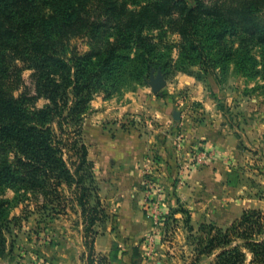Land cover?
Returning <instances> with one entry per match:
<instances>
[{
    "label": "trees",
    "instance_id": "1",
    "mask_svg": "<svg viewBox=\"0 0 264 264\" xmlns=\"http://www.w3.org/2000/svg\"><path fill=\"white\" fill-rule=\"evenodd\" d=\"M169 32L180 36V69L190 74L199 66L216 81V70L226 72L231 63L246 75L258 64L264 69V0H0V257L13 203L33 193L43 197V208L66 206L68 188L85 227L84 264H128L118 241L109 254L89 241L108 213L83 124L96 95L145 83L153 68L170 71L160 47ZM76 37H88L86 52L71 45ZM253 46L261 48V60ZM27 68L35 93L26 88L16 95ZM40 98L48 102L37 107ZM8 188L14 199L2 198ZM180 211L196 264L205 258L244 264L248 252L250 264H264L262 209H245L226 228L200 223L196 233L189 210ZM142 262L135 246L131 264Z\"/></svg>",
    "mask_w": 264,
    "mask_h": 264
},
{
    "label": "rangeland",
    "instance_id": "2",
    "mask_svg": "<svg viewBox=\"0 0 264 264\" xmlns=\"http://www.w3.org/2000/svg\"><path fill=\"white\" fill-rule=\"evenodd\" d=\"M130 6L136 4L131 1ZM88 40V37H76L71 45L84 53L89 49ZM179 42L180 36L169 32L160 44L161 49L168 53L165 58L172 64L168 73L152 69L156 75L161 72L165 76L167 85L163 89L158 93L153 91L151 72L145 83L126 87L108 98L104 93L96 95L91 103L92 111L84 119V140L89 147V157L95 164L98 194L108 213L107 218L93 227L89 241L95 240V249L100 254H109L113 241H118L122 251L126 252L124 259L128 264L132 262L135 246L141 251L142 264H196L194 240L185 223V215L180 211L186 207L180 202L176 189L150 172H144L141 182L135 181L134 177L130 179L127 174L121 176L119 165L113 162L116 157L110 154L111 147L104 153L100 152L99 139L103 135L111 139L142 130L150 134L163 126L162 134L157 135L167 137L170 134L172 143L180 152V160L176 159L177 165H173L179 169V175L169 178L171 184L180 188L188 184V175L204 168L216 157L229 160L226 165L230 170L218 180L216 188L220 195L215 202L222 210V221L209 220L212 215L197 214L191 219L193 233L197 232L204 218L208 220L204 223L226 228L247 208L264 211L263 66H254L251 69L254 73L246 75L231 63L226 72L220 68L216 70V81L208 80L199 66L190 68L194 74L180 69ZM260 51L258 46L251 49L258 60H261ZM32 72L28 68L22 72V82L15 90L16 95L26 88L35 93ZM136 98L145 99L162 115L155 112V115L150 113L139 118L128 109L124 112L122 107ZM47 102L46 98H40L35 106L42 107ZM207 110L212 118H222L236 136L234 151L227 156L215 155L203 140L187 141L188 126L197 127L203 123ZM175 111L180 112V119L174 118ZM153 155L158 161L163 158L161 153ZM163 159L168 161L165 157ZM145 170L149 171L148 167ZM64 193L66 206L43 208V197L33 193H29L30 199L13 203L6 231L7 248L0 257V264H84L86 239L83 219L79 208L70 201L71 191L66 188ZM15 194L14 189L8 188L2 198L14 199ZM124 197L131 198L132 203L127 205ZM227 210L232 215H228ZM231 218L233 221L229 224ZM251 258L252 254L248 252L244 264H250ZM210 263L211 260L205 258L197 264Z\"/></svg>",
    "mask_w": 264,
    "mask_h": 264
},
{
    "label": "crops",
    "instance_id": "3",
    "mask_svg": "<svg viewBox=\"0 0 264 264\" xmlns=\"http://www.w3.org/2000/svg\"><path fill=\"white\" fill-rule=\"evenodd\" d=\"M138 98L134 102H129L128 105L122 107L124 109L123 111L125 112L128 109L127 111L134 113L133 116L139 118L150 113L162 115L161 112H157L152 106L148 105L145 99ZM205 115H207V118L203 123L198 124L197 127L188 126L187 141L192 143L203 140L205 145L215 152V155L222 154L227 156L228 153L234 151L235 146L233 145L237 143L236 136L222 118H212L211 112L208 110ZM147 120L150 122V126H152V121L149 118ZM162 128L163 126L158 129L156 128L150 134H146L144 130H137V133L130 136L118 135L111 139L103 135L99 139L100 152L102 151L104 153V151L110 150L109 148L111 147L112 152L110 154L116 157L113 162L119 165L121 176L127 174L130 176V179L134 177L135 181L141 182L144 172H150L153 176L157 175L160 177L159 179L167 181L170 187L176 189V194L180 196V202L189 210L191 219H194L197 214L203 216L212 215L209 220L215 219L220 223L222 221V210L215 202L218 200V195H220L216 193L219 192L216 188L218 180L223 179L227 175L228 170H230L226 165L229 160L218 159L216 157L214 161H211L204 168L195 170L188 175V184L186 186L180 188L178 185L177 187L171 184L169 180L179 175V169L174 168L173 165L176 164V159L180 160V152L177 151L172 143V136L170 134L167 137L157 135V133L162 134ZM160 138H162V141L159 140ZM156 152L163 154V158L165 157L168 161L163 158L159 161L156 160L153 155ZM146 167H148L149 171L145 170ZM124 198L127 205L132 203L131 198ZM228 211L230 210H227V214L232 215ZM210 212L212 214H209ZM215 214H220L219 216L216 215L220 220L216 218ZM206 221L208 220L204 218L201 220V223ZM232 221L233 218H231L229 224Z\"/></svg>",
    "mask_w": 264,
    "mask_h": 264
},
{
    "label": "water",
    "instance_id": "4",
    "mask_svg": "<svg viewBox=\"0 0 264 264\" xmlns=\"http://www.w3.org/2000/svg\"><path fill=\"white\" fill-rule=\"evenodd\" d=\"M150 84L153 88V91L155 93H158L161 89H163L167 85V80L161 72H158L157 75L154 72H152ZM173 116L175 119L181 118V114L178 111H175Z\"/></svg>",
    "mask_w": 264,
    "mask_h": 264
}]
</instances>
